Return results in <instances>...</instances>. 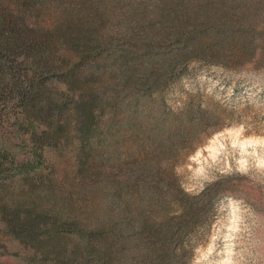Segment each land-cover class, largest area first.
Instances as JSON below:
<instances>
[{
    "label": "trees",
    "instance_id": "16d2710c",
    "mask_svg": "<svg viewBox=\"0 0 264 264\" xmlns=\"http://www.w3.org/2000/svg\"><path fill=\"white\" fill-rule=\"evenodd\" d=\"M214 1L0 0V121L12 123L34 150L31 159L20 161L9 148L0 149V184L32 182L34 173L55 190V164L40 153L50 150L59 163L64 154H74L69 184L81 186L83 196L84 185L99 179L102 168L117 165L119 174L128 176L108 183L116 200L133 187L143 200L167 197L163 210L176 208L151 219L135 216L120 202L115 217L92 222L22 204L5 206V229L32 245L33 264H184L190 231L204 211L199 197L169 183L177 190L171 201L159 188L165 185L161 175L148 163L105 152L120 150L127 137H141L138 120L150 116L146 100L160 96L184 77L191 62L210 59L212 49L231 39L234 30ZM187 121L193 122L191 116ZM182 125L168 141L153 144L189 135L191 129ZM44 165L47 177L37 172ZM214 193L210 187L201 197L211 201Z\"/></svg>",
    "mask_w": 264,
    "mask_h": 264
},
{
    "label": "rangeland",
    "instance_id": "374dc122",
    "mask_svg": "<svg viewBox=\"0 0 264 264\" xmlns=\"http://www.w3.org/2000/svg\"><path fill=\"white\" fill-rule=\"evenodd\" d=\"M214 2L234 30L231 39L223 41L222 49H212L210 59L191 62L184 77L171 82L160 96L146 100L144 110L150 116L138 120L143 126L141 137H127L120 150L105 153H122L126 162L135 158L148 163L161 175L165 185L159 188L168 192L171 201L177 190H170L169 183L199 197L204 211L190 231L184 264H264V0ZM181 124L191 129L189 135L153 144L159 138L168 141L169 133ZM12 125L0 121V149L9 148L16 160L27 161L33 145ZM40 153L55 164L56 189L50 190L34 173L32 182L17 179L0 184V264H33L35 258L31 244L5 229V206L22 204L92 222L115 217L120 202L135 216L152 219L176 213V208L163 210L167 197L143 200L133 187L116 200L111 195L116 189L109 184L128 176H121L117 165L113 170L102 168L99 179L84 185L83 196L81 186L69 184L74 154H64L65 161L59 163L52 151ZM37 172L49 174L45 165ZM210 187L215 190L211 201L201 197Z\"/></svg>",
    "mask_w": 264,
    "mask_h": 264
}]
</instances>
